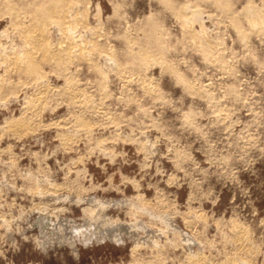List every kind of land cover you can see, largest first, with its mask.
Wrapping results in <instances>:
<instances>
[{
    "label": "rangeland",
    "instance_id": "1",
    "mask_svg": "<svg viewBox=\"0 0 264 264\" xmlns=\"http://www.w3.org/2000/svg\"><path fill=\"white\" fill-rule=\"evenodd\" d=\"M81 3L84 23L94 31L88 32L96 35L95 42L103 40L96 47L107 42L100 52L92 51L96 57L91 54L101 69L77 59L64 71L42 64L45 81L39 89L47 83L44 90L51 91L41 106L35 103L34 83L16 72L7 73L9 81L0 64L2 80L14 82L2 98L0 91V264H223L239 257L234 254L237 224L250 236L255 254V259L253 253L241 257L264 264V29L246 18L252 8L264 15V0ZM185 3L194 5L200 18L191 11L188 23L184 16L179 19ZM5 27L0 21V30ZM154 28L164 38L165 53L148 44L152 57L132 65L127 37L134 34L133 40L143 43ZM202 31L196 40L189 37ZM59 36L51 33L50 39L60 41ZM206 48L215 54L210 61ZM67 84L86 89L83 99L91 92L88 100L98 103L87 108L96 105L90 108L96 116L75 102ZM25 91L33 96V107L25 103ZM23 113L34 114L33 121L26 117L33 122L26 127L30 132L12 133L9 124ZM70 123L81 129L73 132ZM87 233L96 235L88 245L81 240Z\"/></svg>",
    "mask_w": 264,
    "mask_h": 264
},
{
    "label": "bare ground",
    "instance_id": "2",
    "mask_svg": "<svg viewBox=\"0 0 264 264\" xmlns=\"http://www.w3.org/2000/svg\"><path fill=\"white\" fill-rule=\"evenodd\" d=\"M84 2V1H83ZM85 2H86V0H85ZM80 3H81V0H0V21H2V22H6V27H5V29H3V30H0V37H6V41H1V38H0V64L2 65V67H4V72H6V74L8 73V74H10V73H13V72H16V73H18V75H25L26 77H27V80H28V78H29V80L30 81H32L34 84H33V90H37L36 91V95H37V97L36 96H34L35 97V103L37 104V102L38 103H40V105L41 104H43V102H42V100L44 99V95H46V94H48V91H51V90H48L49 88L48 87H50V89H51V86L49 85V86H47V90H44L45 89V86H46V84H45V86H44V89L42 88V91H41V89H39V88H41V84L43 83V81H45V80H43L44 78H45V73L43 74L42 73V71H41V65L43 64L44 65V63H47V64H50V66L52 65H54V67L55 68H58V69H60V68H62V70H63V68H67V66H68V64H70L71 62L72 63H74V61H76V59L77 60H85V62L86 61H88V63H90V65L92 66V67H95V69L97 68V69H99L98 67H97V65L96 64H98L97 62H96V60H95V62H94V60H92V59H94V57H96V55H94L93 53H92V51H97V50H99V52H100V50L103 48L102 46H103V44H104V42H106V41H104L103 42V44H102V46H101V43L99 44L102 48L100 49V46H99V49L96 47L97 45H96V42H95V40L94 39H96L95 37H96V35H95V37H94V35L92 34V33H89L91 30H93L92 29V27L90 28V26H92V25H90V23H88L87 25H89V27L84 23L85 22V17L87 18V15L85 16V10H84V12H83V10H82V8L80 7ZM82 4V3H81ZM83 4H85V3H83ZM87 4V3H86ZM85 4V5H86ZM85 5H83V7L84 8H86L87 9V5L85 6ZM194 5H191V4H188V3H185V5L183 4V8H179V10H178V18L180 19V17H183L184 16V22H185V24L186 23H188V18H186L185 19V17H186V13H188L189 12V15H190V12L191 11H193V12H191V13H193V16H194V18H195V16L197 15V12L198 11H196L195 9L193 10L192 8H195V7H193ZM199 9V8H198ZM262 11V10H261ZM259 9H254V8H252V9H250V10H248V12L246 13V18H247V20H248V22L251 24V25H253V26H257V27H259L260 28V30L261 29H264V15L262 14V12H261ZM88 12V11H87ZM264 13V12H263ZM199 15V14H198ZM90 17V16H89ZM196 17H198V18H200L199 16H196ZM90 19V18H89ZM191 19H193V18H189V20H191ZM182 20V21H183ZM86 22H88V21H86ZM192 23V22H191ZM191 23H190V25L189 26H191ZM97 25V24H96ZM184 25V24H183ZM185 26V25H184ZM183 26V28H185ZM187 26V25H186ZM189 26H187V28L188 29H190L189 28ZM81 27V28H80ZM98 27V26H97ZM96 27V29H98ZM257 27H256V30L258 31V29H257ZM11 30L12 29V33H8V31L9 30ZM255 29V28H254ZM100 30V29H99ZM152 31L150 32V33H148L147 35H144L143 36V38H144V40L145 41H143V43H142V40L140 41L142 44H143V46H144V44H146L145 46L147 47L148 46V44H149V46H151L153 49L155 48V49H157V50H161V51H159V53H161L162 55H163V53H165V48H164V46H163V41H162V39H164L161 35H160V33H158L156 30H158L157 28H154V29H151ZM186 30V29H185ZM191 30V29H190ZM203 30V29H202ZM54 31V32H53ZM89 31V32H88ZM103 31V30H102ZM193 31V30H192ZM200 31V30H199ZM204 31V30H203ZM203 31L202 32H196L197 33V35L194 33V32H192V33H190L189 35V37L190 38H195V40H196V36L198 37L201 33H203ZM55 32H57V33H61V39L62 40H60V41H62V42H60V41H58V39L56 40H51L50 39V37H51V33H54L55 34ZM91 32H94V31H91ZM100 32V31H99ZM160 32V31H159ZM184 32V31H183ZM190 32V31H189ZM128 33V32H127ZM132 33V32H131ZM158 33V34H157ZM89 34V35H88ZM95 34V33H94ZM107 34V33H106ZM129 34H130V32H129ZM193 34V35H192ZM207 34V33H206ZM132 35H134V34H131L130 36H128V34H127V36L129 37H127V42H128V48H127V54L130 56V58L132 59V62H134L132 65H134L135 64V61H138L137 59H139L140 61L141 60H143V59H146V61H147V59L149 60L151 57H152V55L150 54L151 52H153V51H151L152 49L150 48L149 49V47H147V48H145V46H144V48L142 47L141 48V45H138V44H141V43H139L138 41V38H135V39H137V40H133V36ZM185 35V34H184ZM204 35V34H203ZM53 36V35H52ZM55 36V35H54ZM58 36V35H57ZM98 36V35H97ZM107 36V35H106ZM132 36V37H131ZM206 36V35H205ZM205 36H202L203 38L205 37ZM102 37H104V35L102 36ZM206 37H208V35L206 36ZM99 38V37H98ZM101 38V37H100ZM106 38V37H105ZM108 38V37H107ZM202 38V39H203ZM3 39V38H2ZM53 39V38H52ZM102 39V38H101ZM100 39V40H101ZM4 40H5V38H4ZM100 40H98V42H97V44L99 43V41ZM106 40V39H105ZM195 40H192V41H195ZM103 41V40H102ZM102 41H100V42H102ZM136 42H138V43H136ZM205 42V41H204ZM211 42V41H210ZM217 41L215 40V42L214 43H216ZM107 43V42H106ZM194 43V42H193ZM196 43V42H195ZM197 43H199V41L197 42ZM196 43V44H197ZM201 43H203V42H201ZM206 43V42H205ZM218 43V42H217ZM195 44V45H196ZM200 44V43H199ZM198 44V45H199ZM212 45V44H211ZM211 45H209V46H211ZM202 46V45H201ZM205 46V45H204ZM203 46V47H204ZM208 46V47H209ZM215 46H216V44H215ZM199 47V46H198ZM203 47L201 48V49H203ZM207 47V46H206ZM104 48H105V46H104ZM211 48L214 50V47H212L211 46ZM218 49H220L219 47H217ZM216 48V50H218ZM154 49V50H155ZM156 50V51H157ZM212 50V51H213ZM215 50V51H216ZM104 51L105 50H102L101 52H103L104 53ZM145 51V52H144ZM211 51V49H207L206 48V50H205V54L207 55V56H209V61H210V58H212L213 57V54H214V52H212ZM219 51H221V50H219ZM108 51L106 50V52L105 53H107ZM102 53V54H103ZM91 54H93V56H91ZM101 54V55H102ZM108 55L109 54H111L110 52L109 53H107ZM219 54V53H218ZM206 55H204V56H206ZM215 55V54H214ZM220 55V54H219ZM127 56V55H126ZM206 56V57H207ZM93 57V58H92ZM101 57V56H100ZM103 57H105V56H103ZM113 56H111V58H112ZM92 58V59H91ZM107 58V57H106ZM109 58V57H108ZM108 58H107V60H108ZM114 58V57H113ZM141 58V59H140ZM158 58V57H157ZM160 58V57H159ZM99 59V58H98ZM154 59L156 60V57L154 56ZM162 59V58H161ZM214 59H215V57H214ZM220 59V58H219ZM106 60V59H105ZM154 60V61H155ZM98 61V60H97ZM101 61V60H100ZM115 61H116V58H115V60H114V62L113 63H115ZM213 60H211V62H212ZM78 62V61H77ZM84 62V61H83ZM108 62V61H107ZM119 61H117V63H118ZM131 61H127V63L129 64ZM214 62V61H213ZM216 62V61H215ZM94 63H96L95 65H94ZM101 63V62H100ZM117 63H115V65H117ZM120 63V62H119ZM138 63V62H137ZM136 63V64H137ZM140 63V62H139ZM158 63H161V62H158ZM46 64V65H47ZM81 64V63H80ZM79 64V65H80ZM122 64V63H121ZM79 65L77 66V68L79 67ZM100 65V64H99ZM114 65V66H115ZM71 66V65H70ZM70 66H68L69 68H70ZM75 66V65H74ZM111 66H113V64H111ZM118 66V65H117ZM123 66V64L121 65V67ZM2 67H0V68H2ZM80 67H81V65H80ZM91 67V68H92ZM116 67V66H115ZM118 67H120V66H118ZM118 67H116V68H118ZM120 67V68H121ZM131 67H133V66H131ZM146 67V66H145ZM69 68H68V70H69ZM76 68V67H75ZM74 68V69H75ZM91 68L89 69V70H91ZM128 68V67H127ZM130 68V67H129ZM129 68H128V70H129ZM135 68V67H134ZM134 68H132L133 69V71L135 70ZM143 68V67H142ZM94 69V68H93ZM95 69H94V71H95ZM96 69V70H97ZM101 69V68H100ZM119 69V68H118ZM117 69V70H118ZM123 69V68H122ZM122 69H120V70H122ZM116 70V71H117ZM64 71V70H63ZM66 71V70H65ZM74 71H77V69L76 70H74ZM74 71L73 70H71L70 72L68 71V75L69 74H74ZM103 71V70H102ZM115 71V72H116ZM123 71H125V70H123ZM93 72V71H92ZM101 72V71H100ZM114 72V71H113ZM128 72V71H127ZM131 72H132V70H131ZM1 73V72H0ZM98 73H99V71H98ZM103 73V72H102ZM116 73H118V71L116 72ZM115 73V74H116ZM124 73V72H123ZM129 73V72H128ZM8 74H7V77H9V81L10 80H12V78L10 77V76H8ZM99 74H101V73H99ZM121 73H119V75H120ZM125 74V73H124ZM130 75H131V73H129ZM13 75V74H12ZM15 75V74H14ZM102 75H104V74H102ZM129 75V76H130ZM2 76H4V74H0V91H1V98H2V94L4 95V93H2V91H4V90H6V88L7 89H9V85H8V83H11V82H7V77L5 78V77H3V80H2ZM66 76V75H65ZM70 76V75H69ZM73 76V75H72ZM72 76H70V77H72ZM100 76V75H99ZM121 76V75H120ZM128 76V74L126 75V77ZM133 76V75H132ZM132 76H130V77H132ZM23 77V76H22ZM21 78V77H20ZM69 78V77H68ZM73 78H74V76H73ZM73 78H70V82H71V80H73ZM119 78V77H118ZM122 78H123V74H122ZM125 78V77H124ZM135 78V77H134ZM120 79V78H119ZM6 80V81H5ZM28 80V81H29ZM98 80V79H97ZM101 80H103V78H101ZM135 80H136V78H135ZM137 80H138V78H137ZM136 80V81H137ZM139 80H143V78H139ZM138 80V81H139ZM144 80H145V78H144ZM27 81V82H28ZM29 81V82H30ZM131 81V80H130ZM137 81V82H138ZM140 81V83H143V81L141 82ZM21 82H24L25 83V78H24V81H21ZM32 82H31V84H32ZM76 82V81H75ZM127 82V81H126ZM147 82V80L145 81V83ZM18 83V82H17ZM19 83H20V81H19ZM24 83H22V84H24ZM67 83H68V81H67ZM100 83V82H99ZM101 83H104V81H102ZM128 83H130V82H128ZM144 83V84H145ZM13 84H14V82L13 83H11L10 85H12L13 86ZM21 84V83H20ZM19 84V85H20ZM26 85H28L29 86V84H27V83H25ZM24 84V85H25ZM31 84H30V86H31ZM44 84V83H43ZM72 84H75V83H73V81H72ZM76 84H77V82H76ZM78 84H79V81H78ZM77 84V85H78ZM82 84V83H81ZM81 84H79L80 85V87H81ZM105 84V83H104ZM103 84V85H104ZM126 85H127V83H125ZM125 84H123V85H125ZM130 84H132V83H130ZM135 84V83H134ZM133 84V85H134ZM147 84H149V81H148V83ZM186 84H190V83H186ZM7 85L9 86V87H7ZM18 85V84H17ZM17 85H16V87H17ZM68 85V84H67ZM71 85V84H70ZM70 85H68L67 86V88H68V90L67 91H69L70 92V94L72 95V97H74L73 99H76L77 101H75V100H73V102L75 101V102H77V103H84L83 105H85L83 108L84 109H86L87 108V106H89L90 105V103L89 102H91L92 104L93 103H98V102H92V101H89L90 100V98H87L88 96L87 95H89V94H87L86 95V98H82L81 96H84V95H81L82 94V89H83V87H82V89L80 88V87H78L77 89H76V85H72V86H70ZM98 85H100V84H98L97 83V86ZM136 85V84H135ZM139 85V84H138ZM140 85H142V84H140ZM22 86V85H21ZM29 86V88H31ZM64 86V85H63ZM62 86V87H63ZM75 88H74V87ZM83 86V85H82ZM100 86H102V84L100 85ZM129 86H131V85H129ZM128 86V87H129ZM143 86V85H142ZM147 86V85H146ZM192 86H194V85H192ZM191 85H188L187 86V88H189L190 90L192 89L193 90V87H192ZM65 87V86H64ZM126 86H124V88H125ZM127 87V88H128ZM144 87H145V85H144ZM144 87L142 88V89H144ZM149 85H148V91H149ZM18 88V87H17ZM28 88V87H27ZM52 88H54V87H52ZM61 88V87H60ZM106 87H104V89H105ZM186 88V89H187ZM201 88V87H200ZM199 88V89H200ZM205 88V87H204ZM56 90L57 89H59V88H55ZM63 89V88H62ZM61 89V90H62ZM65 89H66V87H65ZM65 89H63V90H65ZM81 89V90H80ZM103 89V88H102ZM101 89V90H102ZM145 89H146V87H145ZM197 89V88H196ZM196 89H194V90H196ZM202 89V88H201ZM11 90V89H10ZM24 90V89H23ZM32 90V89H31ZM86 90V89H85ZM84 89H83V92L85 91ZM100 90V91H101ZM125 90H127V89H125ZM147 90V89H146ZM188 90V89H187ZM12 91V90H11ZM34 91V92H35ZM60 91V90H59ZM66 91V90H65ZM87 91V90H86ZM151 91H154V90H151ZM199 91H203V90H199ZM197 92V90H196V92L199 94L200 92ZM5 92V91H4ZM9 92V91H8ZM26 92L27 91H25V95H26ZM31 92V91H30ZM64 92V91H63ZM68 92V93H69ZM103 92V91H102ZM192 92H194V93H196L195 91H192ZM205 92V91H204ZM208 92V91H207ZM7 93V92H6ZM32 93H33V91H32ZM32 93H30V94H32ZM38 93V94H37ZM52 93H54V92H52ZM57 93H59L58 92V90H57ZM60 93H62V91L60 92ZM67 93V94H68ZM85 93V92H84ZM83 93V94H84ZM86 93H88V92H86ZM148 93V92H147ZM201 93H203V92H201ZM200 93V94H201ZM206 93V92H205ZM209 93V92H208ZM29 94V95H30ZM35 94V93H34ZM66 94V96H69V94L67 95ZM24 95V97L26 98V102L25 103H27V105L29 104V105H31L32 106V104H34V100L33 99H31V97H33V96H25ZM49 95V94H48ZM53 95H56V94H53ZM60 95V94H59ZM71 95H70V97H71ZM90 95L92 96V94H91V92H90ZM89 95V96H90ZM100 95V94H99ZM204 95V94H203ZM205 95H207V94H205ZM212 94H210V97H212L211 96ZM6 96V95H5ZM4 96V97H5ZM57 96V95H56ZM65 96V95H64ZM63 96V97H64ZM90 96V97H91ZM105 96V95H104ZM107 96V95H106ZM208 96H209V94H208ZM46 97H48L47 95H46ZM62 97V98H63ZM80 97L83 99V100H81L80 99ZM108 97V96H107ZM1 98H0V100H1ZM49 98H51V95H50V97ZM49 98H48V100H49ZM66 98V97H65ZM92 98H96V95H95V97L93 96ZM91 98V99H92ZM98 99H99V96L97 97ZM29 99V100H28ZM89 99V100H88ZM98 99H96V100H98ZM102 100H104L103 99V97L101 98ZM209 99H212V98H209ZM25 100V99H24ZM45 100H47L46 98H45ZM44 100V101H45ZM87 100H88V102H87ZM100 100V99H99ZM67 101H69V100H67ZM70 101H72L71 99H70ZM93 101H95L94 99H93ZM42 102V103H41ZM47 102V101H46ZM72 102V103H73ZM87 102V103H86ZM101 102V101H100ZM76 103V104H77ZM69 104V103H68ZM74 104V103H73ZM72 104V105H73ZM100 104H102V103H99V104H97L98 106H99V109H98V111L100 110V107H103V106H101ZM105 104V103H104ZM103 104V105H104ZM39 105V104H38ZM44 105H45V107H46V103H44ZM44 105H43V107H44ZM70 105V104H69ZM24 106H26V105H24ZM36 106V105H35ZM42 106V105H41ZM74 106H75V104H74ZM96 106V105H95ZM94 106V107H95ZM30 109H32V107H30V106H28ZM37 107V106H36ZM69 107H71V106H69ZM75 107H77V106H75ZM75 107H73V108H75ZM92 107V105L90 106V108ZM94 107L93 108H91V109H93L94 110ZM29 108H27V109H29ZM39 108V107H38ZM78 108H80V104H79V107ZM81 109V111H83L84 109ZM90 108H87L86 110H88L89 112H91L90 114V116H92V115H94V114H92V111H90L91 109ZM104 108V107H103ZM103 108H102V110H103ZM26 109V108H25ZM26 109V110H27ZM35 109H37V108H35ZM40 109V108H39ZM42 109V108H41ZM40 109V110H41ZM44 109V108H43ZM42 109V110H43ZM76 110H78L77 108H75ZM23 110V109H22ZM76 110H73V111H75V112H77ZM86 110H85V112H83V113H86ZM95 110H97L96 108H95ZM101 110V111H102ZM28 111V110H27ZM30 111V110H29ZM32 111H35L34 109L32 110ZM36 111H39V110H36ZM35 111V112H36ZM79 111H80V109H79ZM88 112V113H89ZM104 112V111H103ZM102 112V113H103ZM25 113V112H24ZM23 113V117H27V115L25 116V114ZM29 112H27V114H28ZM38 114H40L39 112H37ZM36 113V114H37ZM83 113H81V115L83 114ZM94 113V112H93ZM99 113H100V111H99ZM98 113V114H99ZM101 113V114H102ZM33 114V113H32ZM31 114V116H30V114H29V116L30 117H27L28 119H32V117H34L33 115ZM36 114H35V118L38 116V114H37V116H36ZM105 115L107 114L106 112L104 113ZM76 115H78V114H76ZM75 115V116H76ZM80 115V114H79ZM78 115V116H79ZM85 115V114H84ZM84 115H83V117L82 118H85L84 117ZM88 116V115H87ZM94 116H96V113H95V115ZM107 116V115H106ZM21 117V116H20ZM18 118V119H15V120H13L12 122L11 121H9V122H11L9 125V127L8 128H10L11 127V129L14 131V132H12V133H18L19 135H21V133H25V134H27V133H29L30 131L29 130H27V132H26V129L28 128L27 126H29V125H31L32 123H30V124H28L31 120H29V122L27 123V118L26 119H23V117L22 118ZM81 116H79V118H80ZM100 117V116H99ZM102 117V116H101ZM75 117L73 116V119H74ZM105 118H107V119H109L108 117H105ZM104 118V119H105ZM13 119V118H12ZM77 119V118H76ZM86 119V118H85ZM103 119V120H104ZM112 119V118H111ZM223 119H225V117L223 118ZM34 119H32V121H33ZM36 120V119H35ZM83 120V119H82ZM6 121V120H5ZM107 121H109V120H107ZM6 122H8V120L6 121ZM8 122V123H9ZM70 122H71V118H70ZM75 122V121H74ZM79 122V121H78ZM78 122L76 123V124H78ZM85 122V121H84ZM83 122V123H84ZM110 122H111V120H110ZM66 123V122H65ZM72 123H73V121H72ZM72 123H70V125H68V126H70L71 127V124ZM80 124H81V122H79ZM82 123V124H83ZM85 123H87V122H85ZM89 123V122H88ZM28 124V125H27ZM60 124V123H59ZM90 124V123H89ZM89 124H84L83 126H85V125H88L86 128H84V127H82L83 129H88V130H90L89 129ZM64 125V124H63ZM73 125V124H72ZM75 125V124H74ZM4 126V125H3ZM6 126H8L7 124H6ZM34 126H35V122H34ZM62 126V124H60V127ZM65 126V125H64ZM67 126V127H68ZM82 126V125H81ZM27 127V128H26ZM63 127V126H62ZM61 127V128H62ZM77 127H79V126H77ZM90 127H93L92 125H90ZM69 128V127H68ZM74 128H76V127H74ZM3 130L5 129V130H7L6 128H2ZM77 129H81V128H77ZM77 129H72V127H71V130L74 132L75 130H77ZM92 129V128H91ZM2 130V131H3ZM30 130H32V129H30ZM65 130H66V126H65ZM88 130H86V132H88ZM92 130H94V128L92 129ZM91 130V131H92ZM29 131V132H28ZM81 131V130H80ZM79 131V132H80ZM83 131V130H82ZM81 131V132H82ZM90 131V132H91ZM4 132V131H3ZM7 132H8V130H7ZM9 132H10V129H9ZM10 132V133H11ZM65 132H69V131H65ZM75 132H77V131H75ZM84 132V131H83ZM5 133V132H4ZM9 133V134H10ZM63 133V132H62ZM94 133V132H93ZM92 133V134H93ZM25 134H23L24 136H26ZM13 135V134H12ZM74 135V134H73ZM72 135V136H73ZM86 135H88V134H86ZM91 135V134H90ZM23 136V137H24ZM62 136H64V135H62ZM11 137V136H10ZM13 137H15L16 138V134H15V136H13ZM18 138H20L19 136H17ZM61 137V136H60ZM65 137H66V135H65ZM68 137V136H67ZM69 137H70V139L71 138H73V137H71L70 135H69ZM88 137V136H87ZM93 137V135L91 136V138ZM21 138H22V136H21ZM90 138V137H89ZM62 138H61V140H60V142H62ZM65 140H67L66 138H65ZM69 140V139H68ZM67 140V141H68ZM72 140V139H71ZM64 141V140H63ZM66 141V142H67ZM69 142H70V140H69ZM72 142V141H71ZM62 144V143H61ZM63 144H65V143H63ZM62 144V145H63ZM68 144V143H67ZM67 144H65V146L67 145ZM70 144V143H69ZM71 145V144H70ZM100 145V144H99ZM99 145H98V147H99ZM64 146V145H63ZM69 146V145H68ZM67 146V147H68ZM101 146H103L102 144H101ZM100 146V148L102 149V147ZM56 189V188H55ZM58 189V188H57ZM51 191H53V190H51ZM59 191V190H58ZM57 191V192H58ZM39 192H41V191H39ZM47 192V191H46ZM55 192V191H54ZM53 192V193H54ZM44 193L45 192H43V195H44ZM48 193V192H47ZM49 193H51V192H49ZM41 194V193H40ZM42 195V196H43ZM47 195V194H46ZM52 196V195H51ZM57 197V196H56ZM54 198V197H53ZM42 210V209H41ZM92 212V211H91ZM93 213H95V212H93ZM91 216V215H90ZM96 217V216H95ZM0 218H2V217H0ZM1 220V219H0ZM2 220H4V219H2ZM100 220V219H99ZM86 221V220H85ZM94 221V220H93ZM103 221V220H102ZM1 222V221H0ZM4 222H5V220H4ZM90 222H92V219H91V221ZM97 222V220L95 221V223ZM111 222V221H110ZM109 222V223H110ZM94 223V222H93ZM101 223V222H100ZM103 223V222H102ZM1 224V223H0ZM90 224H92V223H90ZM232 224H233V222H232ZM234 224H236L235 222H234ZM104 225V224H103ZM115 225V224H114ZM99 226H101V225H99ZM242 226V225H241ZM105 227H107V226H105ZM232 228V227H231ZM243 229H244V231H245V228L243 227ZM243 229L240 227V226H238V224L234 227V230H235V232H233V233H235V238H236V241H235V246H236V253H235V251H234V254H239V257H237V258H235V260L232 262L231 260H227V261H230V263H233V264H254V263H252L250 260H248L249 258H252V257H249V258H246V257H241L242 255H240V254H251V256H252V253H253V256L255 255L254 254V251H253V249H252V247L251 246H253L252 244H251V242H253V241H249L250 239V236H246V231H245V233H244V231H243ZM48 230H49V228H48ZM233 231V230H232ZM86 232V231H85ZM78 233V232H77ZM80 233V232H79ZM77 234V237L79 238V237H81V233L80 234ZM232 233V234H233ZM83 234H85V233H83ZM75 235H76V233H75ZM74 235V236H75ZM87 235L88 236H86V237H84L83 239L81 238V240L84 242V243H86L87 245L89 244V243H91V241H92V239L93 238H96V235H93L92 236V234H89V233H87ZM234 235V234H233ZM249 235V234H248ZM82 237H83V235H82ZM103 237V236H102ZM234 238V237H233ZM233 238H231V239H233ZM65 239V238H64ZM80 239V238H79ZM75 241H76V239H74ZM74 240H73V242H74ZM231 242H232V240H230ZM69 242V241H68ZM72 242V241H71ZM79 242V241H78ZM82 242V243H83ZM227 242H229V241H227ZM230 242V243H231ZM77 243V242H76ZM74 244V243H73ZM227 244V243H226ZM72 245V244H71ZM76 245V244H75ZM74 245V246H75ZM233 245V244H232ZM235 246H232V248L234 249L235 248ZM72 247H73V245H72ZM231 247V246H230ZM229 247V248H230ZM77 249V248H76ZM255 251H256V249H255ZM233 252V251H232ZM257 252V251H256ZM255 252V253H256ZM228 253V252H227ZM232 254V253H231ZM227 255V257H228V255L230 256V253L229 254H226ZM244 256V255H243ZM230 257H232V256H230ZM233 257H236V256H233ZM204 259V258H203ZM232 259V258H231ZM254 259H255V256H254ZM201 260H202V258H201ZM206 260V259H205ZM204 261V260H203ZM227 261H225L224 260V262H227ZM206 262H208V261H206ZM205 262V263H206ZM211 262V261H210ZM224 262H223V264H224ZM255 262V261H254ZM221 263V262H220ZM222 264V263H221ZM226 264H229L228 262L226 263Z\"/></svg>",
    "mask_w": 264,
    "mask_h": 264
}]
</instances>
